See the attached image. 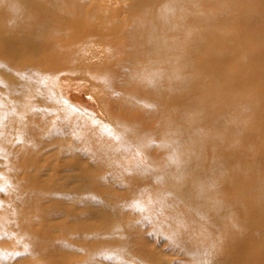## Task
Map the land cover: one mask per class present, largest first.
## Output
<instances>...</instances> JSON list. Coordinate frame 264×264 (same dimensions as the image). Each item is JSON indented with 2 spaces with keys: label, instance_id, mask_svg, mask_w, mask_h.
I'll return each mask as SVG.
<instances>
[{
  "label": "bare ground",
  "instance_id": "1",
  "mask_svg": "<svg viewBox=\"0 0 264 264\" xmlns=\"http://www.w3.org/2000/svg\"><path fill=\"white\" fill-rule=\"evenodd\" d=\"M46 1H49L51 3L54 2V0H46ZM150 1H152V2H149L148 0H136L137 4L142 5V6L145 5V3H149L152 5L158 4V0H150ZM213 1L215 3H217V5H219V7H224V9H227V7H229V6H227V4L229 3V0H205L208 7H209L208 3H210V5H212ZM261 1L264 2V0H260V2ZM132 2H133V6H134V4L136 5V2H134L133 0H132ZM248 2H250V1L248 0ZM54 3H56V2H54ZM188 4L195 5V8L193 10L188 11V12L192 13V16H194L193 19L195 21H200L201 23H203L204 20H207V22L214 21L215 19H218V17H222L225 14L224 10H223L219 14H216V15H210L209 14L210 16L209 15L207 16V13L205 10H208V8L203 9V7H201L199 5V4L203 5L201 0L199 3H198V0H165V6L163 9L160 8L157 11L153 10V11H149V13H145V16L147 17V22H146L145 27L144 28L142 27L143 29L140 28V31H139V29H137L138 27L136 28V30H138V33L136 32L137 40L139 39L141 42H143V48H141V50H142L141 56H143L144 59H147L150 54H155L157 56V58L154 59L153 61H151V63L148 62V63L141 64L140 68L138 70H136L135 72H132L133 75H130L131 74L130 71H132L130 69L132 67L129 69L130 71L128 72V73H130L129 74L130 79H133L135 82H137V85H138V87H140L142 92L144 90H146L144 98L148 99L147 101L150 104L160 105V107H161L160 109L162 111V119H160V120L164 121V123H165V113H166L165 107L167 105L171 106V108L167 109V114L169 115V117L173 116L174 118L176 117V119L178 118L179 122L177 121V126L182 125V123H184L186 121V116L181 111L182 110L181 107H184L188 103H190V104H192L193 102L203 103L207 100V98H205L206 96H201L200 94L198 96H201V97H198L195 100L192 99V97L190 95L189 96L186 95V96H188L187 98H189V99H184L185 97L182 98L180 96H172V98L167 97L165 95V88L166 87L162 81L163 76H165V67L162 68V65H160V64L165 63V50H171L172 53H174L173 56H176V55H178V51L180 50V48L183 47V42L179 41L178 39L173 38L174 36L172 35L173 32H175V33L179 32V34H181L180 30L183 29L182 25H184L182 23L183 22L182 17H183V14L185 12H182V11L180 12V8H177L176 6H182V5H188ZM248 4L250 5V3H248ZM249 5H248V7H249ZM158 6H159V4H158ZM52 7H53V5H52ZM32 8L41 9L46 13L49 11L50 6H47L46 8H41L40 6L37 5L36 2H34L32 0H0V116L11 117V119H13V121H15V123H16L17 128L14 131L16 134L19 135V138L21 137V135H23L24 138L27 137L26 139H29L30 144L27 142V144H29V148H26V147L24 148V145H23L24 150L20 151L21 153L20 152L18 153V155L20 156V159H21V164L23 166L20 169H23V171L28 176L27 180L25 181V185H27V187H28V189L26 190L27 193L23 192L25 190L21 189V190H23L22 192L24 193V194H22L23 197L24 196L27 197L28 195L36 196V194L37 195L41 194L43 196L47 195V197H48L47 200L44 202V204L43 203L42 204L45 207H47L49 205L47 208H50V206H51L52 212L48 215H46L47 213L45 214V212H44V214H42V216L46 215V217H47L46 221L47 222L52 221V220L59 221L61 218H63L64 220H63V222L56 223V224L49 226L47 228H40V227L35 228V231H33V232L31 231V233L29 232L30 230L28 231L26 229L24 231L25 233L23 234L22 238H23V242H25L24 246L26 247V250L28 249L27 252H30V253L32 252V254L34 256H35V254L37 256L38 255L46 256L48 258L47 264H147L148 262H144L147 260L152 261V263H148V264H166L167 261H164V259H163L164 256H162V255H164L163 252H161V251H160L161 253L157 252V250L159 248H161L163 245V238L165 237V233H166V236L171 237L173 235H177V234L186 232L187 233V239H185V240L181 239L179 237L180 235L179 236L177 235L178 236L177 243L180 246V247H178V250L180 252H183L184 255L186 253V255L189 256L188 258H190L193 262L202 263V261L206 260L209 262V264H226V263L234 264V260H232L231 258H224L218 253L219 251L217 249H220L219 248L220 246L218 247L217 241L221 238V236L223 238V234L222 235L221 234L213 235L212 233L215 231L214 229H216V228L219 231L218 232L216 229V231L218 233H220V231L225 232L226 230L224 231V229H226V228L228 229V227L231 231L233 227L230 226V223L235 220V219L231 218V217H233L232 215H235V217L237 219L240 218L239 219L240 223L237 219H236L237 221L235 220V225L237 226L236 230L244 228L243 226H244V224H246L245 222H247V225L248 224L251 225V226L248 225L249 227L245 226V228L251 229V227L254 226L253 223H255L257 221L253 220L255 217L254 218L252 217V219L251 218L249 219V216L251 215V211L253 209L254 210L256 209L255 206L257 204L260 206L263 205L262 204L263 199H258V198L262 197L264 194H262V196H260V197L256 196L257 199L256 198L250 199V198H247V196H244V195H246L245 192H247V191H245L246 186H242V187L238 186L240 188H238L237 191L234 193V197L236 199L232 200L233 202H232V204L229 203L230 205L225 204L226 206L224 204H222L221 202L219 203L217 200L218 198L216 199V197H214V196L211 197L210 188H212L211 190H213V192L214 191L216 192L217 186H215L216 184H214V182L219 181V180H213V182H212L211 180L215 179L216 175L214 176V174H216L219 169L217 170V172L215 171L216 170V166H215L216 163H214L213 157L212 156H206L205 153H203L204 150L202 151L203 145L205 143L207 146H209L208 141H206L205 139H201L198 141L191 140L189 135H193L196 133L189 132L190 129H189V131H181V132H175L173 129L174 132L173 133L171 132L170 135L167 137V139L169 140V143H168L169 146H168V151H166L168 153L166 155V157L167 156L169 157V155H171L173 152H175L177 154V157H178L179 162H180L179 167L177 165L170 164L169 159H167L168 157L167 158L165 157V153H166L165 152V127H166V125H165V127L162 125L160 127L157 126L155 129H153V127L151 126V125H153L152 124L153 122L151 123L148 120H147L148 122L146 120H144V122H143L140 118H135V119H132L130 121H129V119H127L128 122H126L127 120L125 121V119H124L123 121H125V122H122L120 120L121 117H119V120H116L119 115L117 113H116L117 114L116 115L115 111H114V113L112 112L113 107L110 108V106L106 105L107 107H109L112 110V111L109 110V112H112L116 116L112 115L114 117L113 118L110 114L109 115L110 117H99L100 118V120H99L98 116L94 115V116H97V118L95 119V121L92 120V122H91L92 126L89 125L88 128L95 127L98 124L101 125L102 128L98 131H91V132L88 131L89 132V133L87 132L88 134H86V132H82V130H86L85 129V123L84 122H79V123L75 122V120H77V117H76V113L74 111L78 112V108L81 107L82 109L88 110L87 113L91 114L93 111L97 112V110H96V109H98L97 104H95V103L92 104L91 101H90L91 103H89V102H86L82 98L76 97L73 93V89H71L72 87H70V84L68 86L66 84V82L62 83V80L60 82L61 77H59V82H60V84L62 83L61 84L62 90H61V88H60V90L63 91V92L60 91L61 94L57 90H54L52 88L53 86H50L46 89L45 86L43 87V86L39 85V82H40V84H44V85L47 84V80L49 82H53V80H50L48 78L46 79V81H45V78L43 79V77L46 74L45 70H47V67H44L41 69L37 68L35 70V63H34L35 60H31L30 62L24 61V58L26 55H28L30 53H32V54L40 53L39 60H41L43 63H46V59H45L46 57L44 59H41V57H44V52L48 47L49 48L54 47V50L57 52L64 50L63 52L67 53V57L69 59L72 58L73 60H75L76 56L78 54H81L80 47L78 48L79 45L75 44L73 42L71 44H67V41L64 43V45L60 44L61 46H59L58 43L55 41L57 34H56V27H54V25L58 24L59 26H62L64 24H60V23L56 22V20H55L56 15L53 17V20L51 22V15L50 14H46L47 16L45 17V19L43 21H41L40 24H36L34 19L31 16L32 12L30 11V9H32ZM138 8H139V6H138ZM53 9H55V8L53 7ZM186 9H188V8H186ZM54 12H55V10H54ZM200 14H203V16L202 17L199 16ZM37 17H38V15H37ZM251 19H252V17H251ZM243 21H245V19H243ZM249 21H251V20H247V22H249ZM244 23H246V22H244ZM50 24L51 25L53 24L52 28H53L54 34H50V32L48 30ZM241 24H240V26H241ZM136 26H139V23ZM223 26H224L223 31L227 33L228 32L227 31L228 30L227 25L224 24ZM162 30L164 32H166V34L169 33L168 36H170L171 38L167 37V35L162 36V34H161ZM185 31H186L185 36H187V38H189L190 41H193V39H191V36L193 35L192 27L189 26V28L188 29L186 28ZM132 32H133V30L131 31V33ZM115 35H117V34H115ZM225 35L226 34H224L222 36H225ZM228 35L232 36L231 34H228ZM126 36H128V34ZM129 36H130V33H129ZM47 37H49L50 39L45 40V38H47ZM92 37H94V36H92ZM92 37H89V38H92ZM133 37L136 38L134 33H133ZM178 37H180V36H178ZM123 39H127V38H123ZM84 40H85V38H84ZM86 40H89V39H86ZM40 41H43L41 47L38 44V42H40ZM184 41H185V43H187V41L185 39H184ZM197 41H201L200 37L198 38ZM248 44H249V42H248ZM82 45H84V44H82ZM68 46L71 49L68 50ZM120 46H122V45H120ZM242 48H243V45H242ZM97 49H99V48H97ZM243 49H245V47ZM110 50H111V48H110ZM123 51L125 52V48H123V47L115 49L116 53H122ZM132 52L136 53L137 51L133 50ZM93 56H94V54H93ZM98 56L100 58H102V57H105V54L99 53ZM50 57H52V56H50ZM80 57H81V55H80ZM189 57H190V55H186L182 59V60H184V63L182 65H180V64H177L179 66L172 65L171 66L172 68L169 70H172L174 68L179 73H182V72L186 73L188 71V66L185 64V61L187 63H189V61H188ZM208 57H209L208 54L204 53L203 58L198 59L199 62L197 64L200 67H202V68H200V70H203L206 68L208 69V67L212 66V62L208 60ZM53 58H54L53 66H55L57 69L65 68L66 63L64 61H62L57 54H55ZM113 58H114V56H113ZM116 59H117V57H116ZM175 59L180 60L181 58L175 57ZM126 60H128V59H126ZM237 61L239 62L240 59ZM76 62H78V61H76ZM166 62H167V60H166ZM250 62L251 61H248V63H250ZM255 62H257V61H255ZM102 63L105 64V65H103V68H105V70L108 71L109 69L107 67H105L107 65V63L106 62H102ZM122 63H124V62H122ZM257 63H255V66ZM116 64H117V62H116ZM77 65H79V64H77ZM93 66L95 67L97 65H93ZM129 66L130 65H128V67ZM12 67H15L16 70H12ZM79 67H81V65ZM99 68L100 69H98L95 72L94 78L100 79L102 81L106 80L107 83L112 84L113 82L111 83L110 75L106 74L105 77H102V75H101V69L102 68L101 67H99ZM120 68H121V66H120ZM123 68H124V65H123ZM252 68H250V69L252 70ZM255 68H257V67H255ZM255 68H253V69H255ZM82 69H80V70H82ZM111 69H117V68L112 67ZM70 70H72V67ZM75 70H76V68H75ZM189 70H191V69H189ZM72 71L68 70V73L72 72ZM112 71H114V70H112ZM252 71L254 74L255 70H252ZM125 72H127V70H125ZM260 72H262V71H260ZM80 74H81V71H80ZM66 75H62V76H66ZM125 75L127 76L128 74L126 73ZM118 76H120V74ZM122 77L123 76H121V78ZM254 77H256L255 74H254ZM125 78L128 79V77H125ZM130 79H129V81H130ZM92 80H89V81L91 82ZM63 81H65V80H63ZM246 81L247 80H245V82ZM77 82H78V79H77ZM118 82H120V80ZM131 82H132V80H131ZM175 82H177V81H175ZM175 82H174V84H175ZM83 83H86V82L84 81ZM248 84H250V83H248ZM251 84H254V83H251ZM88 85H89V83H88ZM121 85L124 86L123 83H121ZM85 86H86V84H84V87ZM128 86H129V84H128ZM132 86H133V84H132ZM99 87L101 88V86H99ZM183 87H185V84L183 85ZM243 87H244V85H243ZM245 87H247V85ZM249 87L250 86L248 85V88ZM87 88H89V87H87ZM126 89H127V85H126ZM175 90H177L176 87H175ZM85 91H86V88H85ZM104 91H106V90H103V92ZM177 91H179V89ZM263 91H264V89H263ZM82 92L85 93L84 89L82 90ZM87 92H89V91H87ZM122 92H124V91H122ZM127 92H129V91H127ZM62 93H63V95L66 96V98H68L69 102H71V103H69V105L72 107V108H66L68 111L67 112L68 116L62 119V121L66 122V124L68 125V126H65V127H67L65 129L71 128L70 129L71 131H73L76 135H78V137L82 138V141L84 142V144L87 145V147L91 150V155L96 157L98 159V161L100 162V168H97L96 166L90 165L89 167H87L85 169L84 173L75 177V179L71 183H68L69 185L72 184V186L64 185L63 187L59 188V187H55V185H53L52 183H50L49 185L41 184L40 180L38 179L39 178V172L43 168L44 161H46V159H47V156H46L47 151L52 150L54 147L57 146L60 149L59 150L60 154L63 156L64 155L63 152L65 151V149H67V147H66V145H63L64 143L53 146L54 145L53 142L56 140L55 137H57V134H56L55 129H54V127H55L54 124L57 122L52 121L50 119V117H48L47 113L46 114H40L39 112L42 109H46V108H47V110L49 109L47 105L51 104V101L49 102V100H48L50 98H55L56 100L63 102L62 101L63 98L60 96V95H62ZM105 93H103V94H105ZM134 93H136V92H134ZM87 94H89V93H87ZM78 95H80V94H78ZM119 95H120V93H119ZM127 95L129 98V93ZM243 95H244V93H243ZM249 95H250V92H249ZM81 96L82 95H80V97ZM98 96H100V95H98ZM102 96L100 97V99L103 98ZM123 96L124 97H122V98L127 97L125 95V92H124ZM131 96L133 97V94ZM244 96H243V99L240 100L241 101L240 104L242 103V100H244V98H246V96L245 97ZM109 97L110 96H108V98ZM117 97L118 96H116V99L120 100V98L118 99ZM120 97H121V95H120ZM132 97H130V98L132 99ZM249 97H247V98H249ZM251 97H253V96H251ZM128 98H126V101H129V100L131 101V99L128 100ZM80 99H82V101ZM136 99H137V97H136ZM139 99H140V97H139ZM3 100H5L4 101L5 103L3 102ZM93 100H94V98H93ZM107 100H110V99H107ZM133 100L134 99H132V101ZM249 100H250V98L247 99V101H246L247 104L249 103L248 102ZM254 100H255V98H254ZM254 100L251 101L249 104L255 105L256 100L255 101ZM257 100H258V98H257ZM263 100H264V96H263ZM101 101L103 102L104 99L103 100L101 99ZM137 101H139V100H137ZM122 102H123V99H122ZM134 102L136 104V101H134ZM262 102L258 103L257 106L255 105L256 107H253L254 105L252 106L253 113H255V115H258L257 117H259V116L262 117V115H264V103H262ZM56 103H57L58 107L54 110V112H60V109L62 108V106L58 102H56ZM107 103H109L108 105H111L110 102H107ZM107 103H106V99H105V104H107ZM114 103H112V104H114ZM118 103H119V101H118ZM116 104H117V102H116ZM127 104L130 105V103L125 102V106H127ZM119 105H120V103H119ZM131 105H132V102H131ZM137 105H138V102H137ZM139 105H138V107H140V106L143 107L142 104L140 106ZM242 105H245V104L242 103ZM125 106H124V108H125ZM135 106L136 105H134V107ZM226 106H230L229 102L226 104ZM250 106L248 107L249 109H250ZM6 107H7V109H6ZM102 107H103V105H102ZM117 108H119V106ZM128 108L129 107H127L125 109L127 110ZM244 108H246V107H244ZM131 109H133V107ZM137 109H138V111L140 110L139 108H137ZM147 109H148V107H147ZM236 109H238V108H236ZM236 109H234V110H236ZM148 110H147V113H148ZM150 110L152 111V109H150ZM178 110L180 111V113H178ZM153 111H155V109H153ZM243 111L245 114L246 110L244 109ZM117 112L119 113V110H117ZM135 112H136V109H135ZM124 113H125V111L123 112V117H124ZM130 113L131 112H129V114ZM144 113H146V109H145ZM197 113H198V115H201V116L204 115L200 111H198ZM56 114H60V113H56ZM150 114H152V112ZM242 115L243 114H241V116ZM82 116H84V115H82ZM120 116H122V114ZM132 116H133V114H132ZM247 116L248 115L246 114V116L243 117L244 124L248 123L250 120L252 121V118L248 121L247 119L250 118V115L248 118H247ZM127 118H129V117L127 116ZM148 118H150V117H146V119H148ZM152 119L153 120H151V121L155 120V118H152ZM245 119L248 122H245ZM262 119L264 120V118H262ZM241 120H242V118H241ZM145 121L150 125L146 124ZM200 121H202V120H200ZM159 122H158V124H159ZM124 123H126V124L129 123L128 124L129 126L124 125V128L125 127H127V128L124 129V131H122L121 128H122ZM164 123H163V125H164ZM137 124L140 125L139 126L140 130L144 131L143 132L144 135H142L141 133L139 135L138 134L135 135V133L138 131V129H137L138 125ZM160 124H162V123H160ZM249 124H251V123L249 122ZM249 124H247V125H249ZM105 125L110 127L113 130L115 135H118L119 137H121V139L119 140V141H121L120 145L116 144V142L115 143L111 142L109 140L110 138L107 139L109 141L104 139L106 134L103 130V127ZM234 125H236V124H234ZM46 126H47V129H44ZM245 127H248V126L245 125ZM250 127H252V126H250ZM254 127L256 128V126L253 125V129H251V128L250 129L254 130ZM257 128H256V131L259 130ZM260 130H262V128H260ZM0 131L3 133L2 129H0ZM7 131H9V128H7ZM167 131H168V129H167ZM153 133L155 135H157V134L160 135L159 141H158V138L156 139V141H150L148 139V137H151V135ZM235 133H236V131H235ZM257 135L260 139H262L260 137L259 133H257ZM262 135H263V133H262ZM133 136H134V138H133ZM245 136H246V134H245ZM239 137H240V135H239ZM100 138L101 139L103 138V140H105L101 144V148H98V149L91 148L93 145L96 146V141H98V140L100 141L101 140ZM233 138H234V136H233ZM38 139H40V141H38ZM112 139L113 138H111V140ZM210 141H212V140L210 139ZM225 142H227V141H225ZM260 142H262V141H258V144ZM253 143H254V140H253ZM256 143H257V141H256ZM262 143L263 144H261V145H264V142H262ZM40 144H42L43 146H41ZM131 145L132 146L137 145L139 147L137 154H136L137 150L135 151V154L133 153V158H132V148L128 152ZM233 145L234 146L238 145V147H240L241 144L239 145L237 143L236 145L235 144H233ZM246 145H245V147H246ZM234 146H232V147H234ZM42 147L45 148V151L42 150ZM96 147H98V146H96ZM159 147H161L163 149V150H161L162 152L160 154H158V155L154 154L155 156L153 155V156H149V157H146V155L143 154L144 158L141 159V157H143V156H141L139 158V155L146 152L148 149L154 150V148H159ZM260 147H263V146H260ZM71 148L72 147L68 146V149H71ZM205 149H207V148H205ZM222 149H224V148H222ZM10 150H11V152H14V149L11 148ZM239 150H240V148H239ZM252 150H253V148H252ZM254 150H257V149H254ZM125 151L127 152L128 155H130L131 159H125V156H124ZM206 151H208V150H206ZM154 152L155 151H153V153ZM223 153L226 154L227 152H223ZM239 153H238V155L235 154L236 155L235 157L240 156ZM259 153H260V151H258V154ZM128 155H126V156L128 157ZM263 155H264V152H262V155H261L262 157L260 159H264ZM72 156H75L77 159H79V161H83L82 155L79 154L74 149H72ZM165 158H166V161H165ZM257 158H256V160H254V162L257 161ZM242 160L243 159H241V161ZM250 160H252V159H250ZM217 161H218V159H217ZM261 162H262V160H261ZM238 163H241L240 160ZM263 164H264V162H263ZM236 166H238V165H236ZM255 167H256V165H255ZM259 168H261V165ZM262 168L264 169V167H262ZM223 169H222V171L220 170L222 173H220V171H219L220 174H223V172H224ZM237 169L238 168L236 167V170ZM260 170H262V169H260ZM237 172H239V171H237ZM262 172H264V171H262ZM240 173H238L237 175H239ZM249 173H251V172H249ZM156 177H162L163 183H157ZM112 178H114V180ZM216 179H217V177H216ZM14 180H15V178H14ZM203 180L209 181V184L211 183L212 186L207 187V184H206V188H205V186L203 188L204 184L203 185L201 184V182ZM248 180H249V178H248ZM115 182H120L121 184H123L125 186V190L123 192L114 191L112 186H113V184H115ZM219 182H217V184ZM227 184L228 183H226L225 186ZM246 184L250 189V187H251L250 184L249 183H246ZM228 185L230 186V184H228ZM233 185H231V187L235 186V185L234 186ZM225 188H227V187H225ZM228 188H230V187H228ZM227 190H229V189H227ZM227 190H225V191H227ZM257 191H256V193H257ZM251 192H252V190H250V193ZM228 193H226V194L228 195ZM261 193H262V190H261ZM168 194H170V195H168ZM219 194H221V193H219ZM252 194H254V191L252 192ZM216 195H218V194H216ZM221 195H219V196H221ZM230 195H232V194L230 193ZM221 197H220L221 199H224L225 195H223ZM234 197L232 196V198H234ZM43 198L44 197H42V199ZM35 199H39V197L37 198V196H36ZM162 199L165 201V204L163 207H161V205L159 203H156L157 201H160ZM149 200H151L153 203L150 204ZM137 201L144 203L147 210L146 211H140V210L131 206L134 202H137ZM229 201L231 202V200H229ZM33 202H35V201L33 200ZM225 203H227V202H225ZM263 203H264V200H263ZM29 204H30V202H29ZM183 204L185 207L180 208L179 205H183ZM263 206H262V208H263ZM38 209H40V205H39ZM36 210H37V208H36ZM258 210H255V211H257V213H259L260 215L263 214V213L258 212ZM262 210H264V209H262ZM31 211L33 212V210H31ZM221 211L227 213L228 216L229 217L231 216V217L227 218L225 216L219 215ZM41 212H43V211H41ZM25 213H27V212H25ZM38 213H40V212H38ZM34 214L35 213L33 212L32 215H34ZM37 214H36V216L39 215V214L38 215ZM204 215H206V216H204ZM255 215H256L257 220H258L259 215H257L256 213H255ZM263 215L261 216L262 219H264ZM36 216L34 215L35 218H36ZM30 218H32V217H30ZM243 218H245V219H243ZM25 219H26V217H25ZM32 219H34V218H32ZM32 219H30V222H32ZM28 220H29V217H28ZM40 220H39V222H40ZM34 221H33V223H34ZM261 221L263 223V220H261ZM261 221L259 220V223ZM29 225L30 224L26 225L25 227L27 228V226H29ZM173 225H176L177 227L174 228ZM255 225H256L255 227H257V225H260V224H258V222H257V223H255ZM33 226H34V224L30 225V229L33 228ZM221 226H223L225 228L223 230H221ZM252 229H254V227H252ZM258 229H260V228H258ZM258 229L255 228L254 230H258ZM55 231H60V234L55 235ZM239 231H241V230H239ZM227 232L228 231H226V233ZM229 232L227 235H229ZM258 232H257V234H262L263 231L260 229V231H258ZM210 234H212V235H210ZM233 234H234V230H233ZM152 235H155V236L151 237ZM224 235H226V234H224ZM238 235H241V233ZM18 236H20V235H18ZM248 236H250V234ZM251 236H253V235H251ZM205 237H207V238L210 237V239H213L209 242L210 245L205 244ZM246 238H247V236H245V240H246ZM255 238H256V236H255ZM255 238H253V240H255ZM155 239L158 242L154 241ZM251 239H252V237H251ZM227 240L229 242V239H226V241ZM143 241L151 242L149 245V246H151L150 249H147V246L145 244L143 245ZM20 242L21 241H19V243ZM171 242L172 241H170V244H173ZM228 242L227 243L225 242V243L229 244ZM8 243H5L4 245H7ZM220 244H221V242H220ZM222 244H223V242H222ZM4 245H2V246H4ZM175 245H177V244H175ZM169 246H171V245H169ZM10 249H12V248H10ZM221 249H223V248H221ZM57 250H62L63 252L60 251V254L55 256L53 253ZM263 250H264V248H263ZM20 252H21V249H20ZM221 252L222 251H220V253ZM109 254H111V256H109ZM251 255H252V253H251ZM260 256L261 255H259L258 258ZM117 257L119 259H117ZM154 257L157 258L158 260L157 259L153 260ZM255 257H257V256H255ZM94 260L97 262H94ZM30 261L32 262V260H30ZM184 264H186V263L184 262Z\"/></svg>",
  "mask_w": 264,
  "mask_h": 264
},
{
  "label": "rangeland",
  "instance_id": "2",
  "mask_svg": "<svg viewBox=\"0 0 264 264\" xmlns=\"http://www.w3.org/2000/svg\"><path fill=\"white\" fill-rule=\"evenodd\" d=\"M32 1L36 2L37 5L40 6L41 8H46L47 6H50L49 11L46 13L41 9H37V8L30 9V11L32 12L31 16L34 19L35 23L40 24L41 21H43L45 19V17L47 16L46 14L51 15V22H52L53 17L56 15V17H55L56 22H58L60 24H64V25H62V26H59L58 24L54 25V27H56V34H57L55 41L58 43L59 46L64 45V43L66 41H67V44H71L72 42L75 44H78L79 45L78 48L80 47L81 54H78L76 56V59L73 60L72 58L69 59L67 57V53L63 52L64 50L57 52L54 50V47H52V48L48 47L44 52V57H41V59H44L46 57L45 58L46 63H43L41 60H39L40 53H37V54L30 53V54L25 56L24 61L30 62L31 60H35L34 61L35 70L37 68L41 69V68L47 67V70H45L46 74L43 77V79L45 78V81H46V79L48 78L50 80H53V82H49L47 80V84L44 85V84H40V82H39V85H41L43 87L45 86L46 89L50 86H53L52 88L54 90H57L60 93V91L62 90L61 84L66 82V84L68 86L70 84V87H72L71 89H73V93L76 97L82 98L86 102H89V103L92 102V104H94V103L97 104V106H98L97 107L98 109H96L97 112L93 111L91 114L87 113L88 110L82 109L81 107L78 108V112L74 111L76 113V117H77V120H75V122L76 123H79V122L85 123V129L86 130H82V132H86V134H88L91 131H98L102 128L101 125H99V124L96 125L95 127L88 128L89 125L92 126L91 122H92V120L95 121L97 116H98V118L99 117H110L109 116L110 114H111V116L112 115L116 116L118 114L119 115L118 118L117 119L115 118V119L119 120V117H121L120 120L122 122H125L127 119H129V121H130V120L135 119V118H140L143 122H144V120H146V121L148 120L151 123L153 122L152 123L153 125H151L153 127V129H155L157 126L160 127L162 125L165 127V125H166V127H167V128L165 127V152H166V151H168V146H169L168 145L169 140L167 139V137L170 135L171 132L173 133L174 131L175 132L189 131V129H190L189 132L196 133L193 135H189L191 140L198 141L201 139H205L206 141H208L209 146H207L205 143L203 145L202 151L203 150L205 151V152L203 151V153H205L206 156H212L213 157L214 163H216L215 164V166H216L215 171L217 172V170L219 169L218 172L216 174H214V176L216 175L217 179L215 177V179L211 180L212 182H213V180H219L220 181V182L217 181V182H219L218 184H217V182H214V184H216L215 186H217L216 192L215 191L213 192V190H211L212 188H210L211 197L214 196V197H216V199L218 198L217 199L218 202L219 203L221 202L224 205L225 204L228 205L229 203L232 204V202H233L232 200L236 199L234 197V193L237 191L238 188H240L238 186H241V187L246 186L245 191H247V192H245L246 195H244V196H247V198H250V199L256 198V196L260 197V196H262V194H264V192H263L264 191V172H262V171H264V169L262 168V167H264V164H263L264 159H260L262 157L261 156L262 152H264V145H261V144H263L262 142H264V132H263L264 131V120L262 119V118H264L263 117L264 115H262V117H260V116L257 117L258 115H255V113H253V110H252V106L254 104H252V105L249 104L251 101L254 100V98L256 100V101L254 100L256 106L258 105V103H261L262 101H263L262 103H264V100H263V96H264V91H263V89H264V84H263L264 83V55H263L264 54V2H262V1L260 2V0H249L250 2H248V0H229V3L227 4V6H229V7H227V9H224V7H219V5H217V3H215L214 1H213L212 5H210V3H208V5L210 7L209 8L207 6L205 0L204 1L201 0L203 5H201V4H199V5L201 7H203V9L208 8V10H205L207 13V16L209 14L210 15L219 14L223 10L225 13L224 16L218 17V19H215L214 21L207 22V20H204L203 23H201L200 21H195L193 19L194 16H192V13L188 12L190 10H193L195 8V5L188 4V5L176 6L177 8H180V12L181 11L185 12L183 14V17H182L183 18L182 23L184 25H182L183 29L180 30L181 34H179V32H177V33L173 32L172 35L174 36L173 38L178 39L179 41L183 42V47L180 48V50L178 51V55H176V56H173L174 53H172L171 50H165V63L160 64V65H162V68L165 67V76H163V78H162V81L166 87L165 88V95L167 97H171V98H172V96H180L182 98L185 97L184 99H189L187 97L190 95L192 97V99H194V100L197 99L198 97H201V96H206L205 98H207V100L203 103L193 102L192 104L188 103L184 107H181V109H182L181 111L186 116V121L184 123H182V125L177 126L178 118L176 119V117L174 118L173 116L169 117V115L167 114V109L171 108V106L165 105L166 106L165 107L166 113H165V123H164V121L160 120V119H162V111L160 109L161 108L160 105L150 104L147 101L148 99L144 98L146 90H144L142 92L140 87H138L137 82H135L133 79H130V76H129L130 73H128L130 70H132V71H130L131 72L130 75H133L132 72H135L136 70H138L140 68L141 64L148 63V62L151 63V61H153L154 59L157 58V56L155 54H150L147 59H144L143 56H141V51H142L141 48H143V42H141L139 39L137 40L136 32L138 33V30H136V28L138 27L137 29H139V31H140V28H142V27L144 28L146 25V22H147V17L145 16V13H149V11H153V10L157 11L160 8L163 9L165 6V0H158L159 6H158V4L152 5V4L145 3V2H144L145 5L142 6V5L137 4L136 0H133L134 2H136V5L134 4V6H133L132 0H54V2H56V3H54V2L51 3V2L46 1V0H38V1L32 0ZM148 1L152 2L150 0H148ZM199 2H200V0H198V3ZM248 3H250V5ZM52 5L55 9H53ZM248 5H249V7H248ZM138 6H139V8H138ZM186 8H188V9H186ZM54 10H55V12H54ZM37 15L39 18L37 17ZM199 16L202 17L203 14H200ZM251 17H252V19H251ZM243 19H245V21H243ZM247 20H251V21L247 22ZM244 22H246V23H244ZM138 23H139V26H136ZM224 24L227 25V28H228L227 33L223 31L224 30V26H223ZM240 24H241V26H240ZM189 26L192 27L193 35L191 36V39H193V41H190V39L187 38V36H185L186 35L185 29L186 28L188 29ZM52 27H53V24L52 25L50 24L49 29H48L50 34H54ZM132 30H133V32L131 33ZM129 33H130V36H129ZM133 33L135 34L136 38L133 37ZM115 34H117V35H115ZM127 34H128V36H126ZM161 34H162V36L167 35V37L171 38L170 36H168L169 33L166 34V32H164L163 30L161 31ZM224 34H226V35L222 36ZM228 34H231L232 36H229ZM92 36H94V37H92ZM178 36H180V37H178ZM89 37H92V38H89ZM199 37H200L201 41H197ZM84 38H85V40H84ZM123 38H127V39H123ZM49 39H50L49 37L45 38V40H49ZM86 39H89L90 41L86 40ZM184 39L187 41V43H185ZM42 42L43 41L38 42L40 47L42 45ZM248 42H249V44H248ZM82 44H84V45H82ZM120 45H122V46H120ZM242 45H243V48L245 47V49L242 48ZM109 47L111 48V50ZM122 47L125 48V52L124 51L122 53H116L115 52L116 48H122ZM97 48H99V49L101 48V49L99 50ZM69 49H71V48L68 46V50ZM133 50H136L137 52L133 53L132 52ZM54 53L57 54L59 56V58L66 63L65 68L57 69L55 66H53V64H54V58L53 57L55 55ZM99 53H104L105 57L100 58L98 56ZM204 53H207L208 56L210 57V58L208 57V60L212 62V66L208 67V69L206 68V69L200 70V68H202V67H200L197 63L199 62L198 59L203 58ZM93 54H94V56H93ZM80 55H81V57H80ZM186 55H190V57L188 58L189 63H187L185 61V64L188 66L189 72L187 71L186 73L185 72L179 73L174 68L172 70H169L172 68L171 67L172 65H177V64L182 65L184 63V60H182V59ZM50 56H52V57H50ZM113 56H114V58H113ZM116 57H117V59H116ZM175 57H179L181 59L178 60V59H175ZM126 59H128V60H126ZM239 59H240V61L238 62L237 60H239ZM166 60H167V62H166ZM76 61H78V62H76ZM248 61H251V62L248 63ZM255 61H257L258 63ZM102 62L107 63V65L105 67H107L109 69L108 71L105 70V68H103V65H105V64H103ZM116 62H117V64H116ZM122 62H124L126 65ZM255 63H257L256 66H255ZM77 64H79V65H77ZM80 65H81V67H79ZM93 65H97V66L94 67ZM123 65H124V68H123ZM128 65H130V66L128 67ZM120 66H121V68H120ZM177 66H179V65H177ZM251 66L253 68H255V67H257V68L253 69ZM71 67H72V70L74 69L73 71L70 70ZM99 67L102 68L101 69L102 77H105L106 74L110 75L111 83L113 82L112 84L107 83L106 80L102 81L100 79L94 78L95 72L98 69H100ZM112 67H115L117 69H111ZM75 68H76V70H75ZM250 68H252V70H255L254 74L256 77H254L253 71ZM80 69H82V70H80ZM189 69H191V70H189ZM12 70H16V68L12 67ZM68 70L72 71V72L68 73ZM79 70L81 71L82 75L80 74ZM112 70H114V71H112ZM125 70H127V72H125ZM260 71H262V72H260ZM126 73L128 74L127 76L125 75ZM119 74H120V76H118ZM62 75H66V76H62ZM121 76H123V77L121 78ZM59 77H61L60 82L62 80L61 84L59 82ZM125 77H128V79ZM77 79H78V82H77ZM129 79H130V81H129ZM63 80H65V81H63ZM89 80H92V81L90 82ZM117 80L118 81L120 80V82H118ZM131 80H132V82H131ZM172 80L174 82L177 81V82H175L176 85L174 84V82ZM245 80H247V81L245 82ZM84 81L86 83H83ZM88 83H89V85H88ZM121 83H123L125 87L123 85H121ZM248 83H250V84L254 83V84L250 85ZM84 84H86L85 87H84ZM128 84H129V86H128ZM132 84H133V86H132ZM184 84H185V87H183ZM126 85H127V89H126ZM243 85H244V87H243ZM246 85H247V87H245ZM248 85L250 86L249 88H248ZM99 86H101V88ZM87 87H89V88H87ZM170 87L171 88L173 87V88L171 89ZM175 87L177 90L179 89V91L175 90ZM60 88H61V90H60ZM85 88H86V91H85ZM83 89H84L85 93L82 92ZM102 89L106 90V91L103 92ZM249 89L250 90L252 89V90L250 91ZM100 90L103 93H105V92L106 93L103 94ZM87 91H89V92H87ZM122 91L125 92V95L127 97L122 98V97H124L123 96L124 92H122ZM127 91H129V92H127ZM61 92H63V91H61ZM134 92H136V93H134ZM249 92H250V95H249ZM87 93H89L91 96ZM119 93H120L121 97H120ZM128 93H129V98L127 95ZM131 93L133 94V97L131 96L132 95ZM243 93L246 96V98H244V100H242V103L245 105H242V103L240 104V102H241L240 100L243 99V96H244ZM78 94L82 95L83 97L82 96L80 97V95H78ZM199 94L201 96H198ZM98 95H100V96H98ZM186 95H188V96H186ZM60 96L63 98V100H62L63 102L58 101L55 98H50L48 100H49V102L51 101V104L47 105L49 109L48 110H47V108L42 109V110H40L39 113L40 114H46L47 113L48 117H50V119L52 121L57 122L54 124V126H55L54 129H55V132L57 134V137H55L56 140L53 142L54 143L53 146L64 143L63 145H66L67 149H65V151L63 152V154H64L63 156L60 154V152H59L60 149L57 146L54 147L52 150L47 151L46 152L47 159H46V161H44L43 168L40 170L39 178H38L40 180L41 184H43V185L44 184L49 185L50 183H52L53 185H55V187H59V188L63 187L64 185L72 186V184L69 185L68 183H71L75 179V177L84 173L85 169L87 167H89L90 165H93V166H96L97 168H100V162L98 161V159L96 157L91 155V150L87 147V145L84 144V142L82 141V138L78 137V135H76L73 131H71L70 130L71 128L65 129V128H67L65 126H68V125L66 124V122H63L62 119L68 116V113H67L68 111L66 108H72V107L69 105V103H71V102H69L68 98H66V96L63 95V93ZM101 96L103 97L101 99L102 100L104 99L103 102L100 99ZM108 96H110V97L108 98ZM116 96H118L117 98L118 99L120 98V100H117ZM251 96H253V97H251ZM92 97L94 98V100ZM130 97H132V99H134V100L132 101V99ZM136 97H137V99H136ZM139 97H140V99H139ZM247 97L250 98V100L248 101L249 105L246 103L247 99H249ZM126 98H128V100L131 99V101L130 100L126 101ZM257 98H258V100H257ZM82 99H80V100L82 101ZM105 99H106V103L110 102L111 105H108L109 103L105 104ZM107 99H110L111 101L107 100ZM122 99H123V102H122ZM137 100H139V101H137ZM4 101L5 100H3V102ZM118 101H119L120 105H119ZM124 101L126 103H130V105L132 102V105L130 106L127 104V106H125ZM134 101H136V104ZM56 102H58L62 106V108L60 109V112H54V110L58 107ZM116 102H117V104H116ZM137 102H138V105L142 104L143 107H141L140 105H139L140 107H138ZM228 102H229L230 106H226V104ZM112 103H114V104H112ZM101 104L103 105V107ZM106 105L110 106V108L113 107L112 108L113 111L109 107H107ZM134 105H136V106L134 107ZM145 105H152L154 108L153 107L148 108L149 109L148 110L147 107H145ZM255 105L253 107H256ZM118 106H119V108H117ZM124 106H125V108H127V107H129V108L126 110L124 108ZM249 106H250V109L248 108ZM132 107H133V109H131ZM244 107H246V108H244ZM137 108H139L140 110L138 111ZM236 108H238V109H236ZM6 109H7V107H6ZM135 109H136V112H135ZM145 109H146V113H144ZM150 109H152V111ZM153 109H155V111H153ZM234 109H236V110H234ZM244 109L246 110L245 114L243 111ZM109 110H111L113 113L115 111V114L116 113L117 114L115 115L112 112H109ZM117 110H119V113L117 112ZM123 110L125 111L124 117H123V112H124ZM147 110H148V113H147ZM198 111H200L204 115H202V116L198 115V113H197ZM129 112H131V113L129 114ZM149 112L150 113L152 112V114H150ZM56 113H60V114H56ZM178 113H180L179 110H178ZM121 114H122V116H120ZM132 114H133V116H132ZM241 114H243V115L241 116ZM246 114L248 115L247 118L250 115L249 119L246 118L248 121L252 118V121L251 120L249 121L252 125L249 124V122L246 121V119H245V122H248V123L244 124L243 117L246 116ZM82 115H84V116H82ZM94 115H97V116H94ZM127 116L129 118H127ZM145 116L150 117V118L146 119ZM152 118H155V120H154L155 122L151 121V120H153ZM241 118H242V120H241ZM124 119H125V121H123ZM99 120H100V118H99ZM200 120H202V121H200ZM146 121H145V123L148 124L147 123L148 121L147 122ZM126 122H128V120ZM158 122H159V124H158ZM160 123H162V124H160ZM163 123H164V125H163ZM128 124H126V123L123 124V126L121 128L122 131H124V129L127 128V127L124 128V125L126 126ZM234 124H236V125H234ZM247 124H249V125H247ZM148 125H150V124H148ZM245 125L248 127H245ZM253 125H255L256 128L258 127L257 129H259V130H260V128H262V130H260V131L257 130L258 131L257 132L255 127H254V130H251V129H253ZM139 126L140 125L137 126L138 131L135 133V135H137V134L139 135L140 133L142 135H144V133H143L144 131L140 130ZM250 126H252V127H250ZM7 128H9V131H7ZM16 128H17L16 123H15V121H13V119H11V117L0 116V129H2V131H3V133L0 131V264H39V263L40 264H47L48 258L46 256H43V255L37 256L36 254L34 256L32 254V252L31 253L27 252L28 249L26 250V247L24 246L25 242H23V238H22L23 234L25 233L24 231L27 229L28 231L30 230L29 232L31 233V231L32 232L35 231V228H38V227L47 228V227L52 226L56 223L63 222L64 219L61 218L59 221H55V220H52L49 222L46 221L47 220L46 215H48L52 212L51 206H50V208H47L49 205L48 206L46 205L47 207H45L43 205L44 202L48 198L47 195L43 196L41 194H39V195L36 194L37 198L39 197V199H35L36 196H31V195H28L27 197H25V196L23 197V195H22V194H24L23 192L27 193L26 190L28 189L27 185H25V181L27 180L28 176L23 171V169H20L23 166L21 164V159H20V156L18 155V153L20 151H23L25 147L29 148L30 143H29V139H26L27 137L24 138L23 135H21V137L19 138V135L16 134L14 131ZM44 129H47V126ZM167 129H168V131H167ZM173 129H174V131H173ZM235 131H236V133H235ZM257 133H259L260 137L263 140L258 137ZM262 133H263V135H262ZM245 134H246V136H245ZM239 135H240V137H239ZM250 135L251 136L253 135V136L251 137ZM233 136H234V138H233ZM111 138H113V139L111 140ZM133 138H134V136H133ZM157 138L159 141L160 135H158V134L155 135L154 133L151 135V137H148V139L150 141H156ZM104 139L105 140L109 139L111 142H113V143L116 142V144H119V145L121 142V141H119L120 139L117 140L113 136H109V135H105ZM210 139L212 141H210ZM105 140H103V138H102L100 140L101 142L99 140L96 141V146H98V147L93 145L91 148H94V149L101 148V144ZM109 140H107V141H109ZM253 140H254V143H253ZM38 141H40V139H38ZM225 141H227V142H225ZM256 141H257V143H256ZM258 141H262V142H260L258 144ZM27 142L29 144H27ZM237 143L239 145L241 144L240 147H238V145H236ZM233 144H235L236 146H234ZM23 145H24V148H23ZM40 145L43 146L42 144H40ZM245 145H246V147H245ZM68 146H70L72 148L68 149ZM131 146H130V149L128 150V152L132 148V158H133V153L135 154V151L137 150L136 151V154H137L139 147L137 145H133L132 147ZM232 146H234V147H232ZM260 146H263V147H260ZM11 148L14 149V152H11V150H10ZM205 148H207V149H205ZM222 148H224V149H222ZM239 148L241 151L239 150ZM252 148H253V150H252ZM72 149L76 150L79 154L82 155L83 161H79V159H77L75 156H72ZM254 149H257V150H254ZM42 150L45 151V148L42 147ZM161 150H163L161 147L154 148V150L148 149L146 152L139 155V158L141 156H143V157H141V159L144 158V155H146V157L153 156L154 154L158 155L162 152ZM206 150H208V151H206ZM153 151H155V152L153 153ZM258 151H260L259 154H258ZM223 152H227L228 154L227 153L224 154ZM238 153L240 156L235 157L236 155H238ZM167 154L168 153L166 152L165 157ZM126 155H128V154L125 151L124 152L125 159H131L130 155H128V157ZM166 158H165V161H166ZM256 158H257V161L254 162V160H256ZM263 158H264V155H263ZM217 159H218V161H217ZM241 159H243V160L241 161ZM250 159H252V160H250ZM239 160L241 163H238ZM261 160H262V162H261ZM236 165H238V166H236ZM255 165H256V167H255ZM260 165H261V168H259ZM236 167L238 168L237 170H236ZM222 169L224 170V172H223L224 175L220 174V173H222L221 172ZM260 169H262V170H260ZM219 171H220V173H219ZM237 171H239V172H237ZM249 172H251V173H249ZM238 173H240V174L237 175ZM246 174L247 175L249 174V175L247 176ZM14 178H15V180H14ZM248 178H249V180H248ZM112 179L114 180V178H112ZM226 183L230 184V186L228 184H227L228 186L227 185L225 186ZM246 183L250 184V186H251L250 189ZM201 184L202 185L204 184L203 188H204V186L206 188V184H207V187L212 186L211 183L209 184V181H206V180H203L201 182ZM231 185H233L234 187H231ZM225 187H227V188H225ZM228 187H230V188H228ZM112 188L114 191H117V192H123L125 190V186L123 184H121L120 182H115V184H113ZM21 189H23L25 191H23ZM227 189H229L230 191ZM225 190H227V191H225ZM250 190H252V192L254 191V194L256 193L257 190L259 192L257 191V193L254 195V194H252V192L250 193ZM261 190H262V193H261ZM219 193H221L222 195ZM226 193H228V195ZM230 193L232 195H230ZM216 194H218V195H216ZM219 195H221V196L225 195V198L223 197L224 199H221L222 197ZM232 196L234 198H232ZM42 197H44V198L42 199ZM262 197H260L258 199L264 200V195ZM32 199L36 203L33 202ZM228 199L231 200V202ZM263 200H262V204L264 205ZM29 202H30V204H29ZM225 202H227V203H225ZM38 204L40 205L41 210L38 209L39 208ZM262 206L257 204L255 206L256 207L255 210H258L260 207L262 208ZM179 207L184 208L185 206L183 204V205H179ZM36 208H37V210H36ZM261 208L258 210V212L264 214V210H262V209H264V206L262 209ZM43 209L44 210L46 209V210L44 211ZM31 210H33V212L35 213L34 214L35 216L38 212H40V213H38L39 215L37 214L39 217L36 216V218H35L34 215H32L33 212ZM253 210L251 211V215L249 216V219L250 218L252 219V217L256 218V219L254 218L253 220L254 221L256 220L258 222V224H260V225H257V227H255L256 226L255 223H257V222H255V223H253L254 226H252V227H254V229L260 228L263 231L262 234H257V232L260 231V229L254 230V229H252V227H251V229L245 228V226L249 225V224L247 225V222H245L246 224H244V226H243L244 228L236 230L237 226L235 225V220L237 218L235 217V215H232L233 217L230 216L231 218L235 219L233 222L230 223V226L233 227L231 231H230L229 227H228V229H229L228 230L227 228L224 229L225 227L221 226V230L224 229V231L225 230L228 232L230 231L229 235H227L228 232L226 233V231L225 232L220 231V233H218L219 231L217 228L216 229L218 232L216 231V229H214L215 231L212 233L213 235H215V234H221L222 235L223 234V238L221 236V238L217 241L218 247L220 246L219 247L220 249H217L219 252L218 251L217 252L224 258H231L232 260H234V264H255V263L256 264H264V250H263V248H264V225H263L264 219H262V217H261L263 214L260 215L259 213H257V211H255V210L253 211ZM41 211H43V212H41ZM25 212H27V213H25ZM44 212H45V214L46 213L47 214L42 216V214H44ZM255 213L257 215H259L258 220H257ZM219 215L225 216L227 218L229 217L227 213L222 212V211L220 212ZM204 216H206V215H204ZM25 217H26V219H25ZM28 217H29V220H28ZM30 217H32L34 219H32ZM245 218H243V219H245ZM263 218H264V215H263ZM30 219H32V222H30ZM239 219L240 218H238L237 220L240 223ZM39 220H40V222H39ZM259 220L260 221L263 220V223H262V221L259 223ZM33 221H34V223H33ZM31 223L34 224L33 228H31L32 230L30 229V225H32ZM28 224H30V225L27 226V228H26L25 226ZM249 226H251V225H249ZM173 227L175 228L177 226L173 225ZM233 230H234V234H233ZM239 230H241V231H239ZM240 233H241V235H238ZM58 234H60V231H55V235H58ZM212 234H210V235H212ZM224 234H226V235H224ZM249 234H250V236L253 235V236H251L252 239L250 236H248ZM18 235H20V236H18ZM177 235L178 236L180 235L179 237L181 239H184V240L187 239V233L186 232L180 233ZM177 235H175L177 245H174V244H170V241H171L170 239H166V237H168V236H166V233H165V237L163 238V245L161 248H159L157 250L158 253L163 252L164 255H162V254L161 255L164 256L163 257L164 261H167L166 264H184V262L186 264H202V263L193 262L190 258H188L189 256H187L186 253H185V255H186L185 256L183 252H180L178 250V247H180V246L177 243V240H178ZM154 236L155 235H152L151 237H154ZM245 236H247L246 240H245ZM255 236H256V238H255ZM253 238H255V240H253ZM226 239H229V242H228V240L226 241ZM211 240H213V239H210V237H208V238L205 237V244L210 245L209 242ZM19 241H21V242L19 243ZM145 241H143V245L145 244L147 246V249H150L151 246H149V245L151 242H148V241L145 242ZM154 241L158 242L156 239ZM219 241L221 242V244ZM4 242L5 243L9 242V243L7 245H4L5 244ZM222 242H223V244H222ZM225 242L226 243L228 242L229 244H226ZM1 244L4 246H2ZM169 245H171V246H169ZM10 248H12V249H10ZM19 248L21 249V252H20ZM221 248H223V249H221ZM60 251H62V250H57L53 254L55 256H57L58 254H60ZM220 251H222V252L220 253ZM251 253H252V255H251ZM259 255H261L260 256L261 258L260 257L258 258ZM255 256H257V257H255ZM156 259L157 258L154 257L153 260H156ZM30 260H32V262ZM94 262H97V261L94 260ZM144 262L152 263L151 260H147ZM226 264H228V263H226Z\"/></svg>",
  "mask_w": 264,
  "mask_h": 264
},
{
  "label": "snow or ice",
  "instance_id": "3",
  "mask_svg": "<svg viewBox=\"0 0 264 264\" xmlns=\"http://www.w3.org/2000/svg\"><path fill=\"white\" fill-rule=\"evenodd\" d=\"M145 107L152 108L153 106L152 105H145ZM103 130H104L106 135L113 136L117 140L121 139V137L114 134L113 130L110 127L105 125L103 127ZM168 159H169L170 164H174V165H177L179 167L180 162H179V159H178L177 154L175 152H173L171 155H169ZM156 182L157 183H163V178L162 177H156ZM168 195H170V194H168ZM149 203L151 204L153 202L151 200H149ZM156 203H159L161 205V207H163L165 204V201L162 199L160 201H157ZM131 206L140 210V211H146L147 210L145 204L142 202H139V201L134 202ZM166 239H170L174 245L176 244L175 235H173L171 237H166ZM109 256H111V254H109ZM117 259H119V258L117 257ZM202 264H209V262L205 260V261H202Z\"/></svg>",
  "mask_w": 264,
  "mask_h": 264
}]
</instances>
